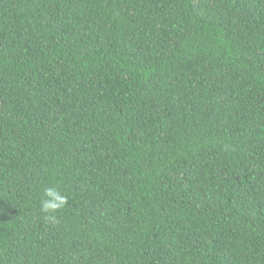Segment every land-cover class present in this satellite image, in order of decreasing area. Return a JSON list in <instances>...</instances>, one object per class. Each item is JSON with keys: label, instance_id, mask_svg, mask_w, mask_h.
Masks as SVG:
<instances>
[{"label": "trees", "instance_id": "1", "mask_svg": "<svg viewBox=\"0 0 264 264\" xmlns=\"http://www.w3.org/2000/svg\"><path fill=\"white\" fill-rule=\"evenodd\" d=\"M0 264H264V0H0Z\"/></svg>", "mask_w": 264, "mask_h": 264}, {"label": "clouds", "instance_id": "2", "mask_svg": "<svg viewBox=\"0 0 264 264\" xmlns=\"http://www.w3.org/2000/svg\"><path fill=\"white\" fill-rule=\"evenodd\" d=\"M67 197L56 186H48L43 189L40 199V211L43 220L51 225L58 223V213L65 207Z\"/></svg>", "mask_w": 264, "mask_h": 264}]
</instances>
